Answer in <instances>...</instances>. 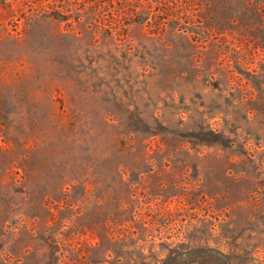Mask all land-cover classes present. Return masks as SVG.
Wrapping results in <instances>:
<instances>
[{
	"label": "rangeland",
	"instance_id": "1",
	"mask_svg": "<svg viewBox=\"0 0 264 264\" xmlns=\"http://www.w3.org/2000/svg\"><path fill=\"white\" fill-rule=\"evenodd\" d=\"M0 264H264V0H0Z\"/></svg>",
	"mask_w": 264,
	"mask_h": 264
}]
</instances>
